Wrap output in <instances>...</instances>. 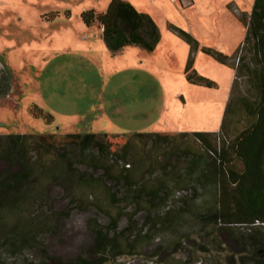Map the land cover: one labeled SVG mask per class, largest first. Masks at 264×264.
I'll return each mask as SVG.
<instances>
[{"label":"rangeland","instance_id":"obj_1","mask_svg":"<svg viewBox=\"0 0 264 264\" xmlns=\"http://www.w3.org/2000/svg\"><path fill=\"white\" fill-rule=\"evenodd\" d=\"M213 1L219 20L208 19L205 23L243 31L244 41L246 30L239 17L251 12L255 0ZM110 2L0 0V136L51 134V142L62 143L67 134H105L110 152L117 154V159L105 163L110 171L106 175L109 183L99 177L102 169L96 174L86 171L85 180L90 174L93 180L104 182L91 183L90 187L83 184V189L74 186L68 193L54 185L39 201L24 202V212L2 210L0 264H72L77 258L100 261L95 264H264L263 224L238 225L227 219L206 218L211 208L227 215L232 211L226 197L218 206L219 193L212 203V195L195 194L191 188L192 194L178 207L171 202L173 185L163 187L154 200L145 196L137 202H129L124 183L114 186L112 178L119 173L129 177L135 188L144 186L149 190L164 185L165 180L174 184V171L160 167L172 146L158 144L152 137L133 135L134 131L192 136L214 130L224 109L219 89L196 85L186 94L172 91L183 92L175 82L177 78L195 85L187 81L185 74L191 49L168 29V24L162 23L167 18L179 22L183 18L199 31L193 22L198 14L211 13L213 8L207 0H197V4L193 0H147L138 11L180 39L182 48L171 49L158 29L160 40L152 52L126 46L115 54L105 47L98 23L88 27L81 19L89 11L106 12ZM182 6L183 16L177 11ZM87 47L94 50L87 51ZM101 47L104 54L99 53ZM183 54L187 55L185 63ZM241 56L251 59L248 52L243 51ZM45 61L50 65L43 67ZM95 64L102 69L97 74L92 69ZM252 85L253 80L243 72L235 78L232 98L255 96ZM66 99L71 104L67 105ZM41 110L51 116V123L34 116ZM245 125L241 123L240 127ZM216 143V149L229 148L224 138ZM41 153L45 155L42 163L52 158ZM30 156L33 164L37 154L32 151ZM5 167L0 161V174ZM229 168L240 172L242 165L230 157L224 162V170ZM75 169L84 171L78 164ZM59 171L44 176L43 189L35 190H45L46 182ZM113 193L115 200L110 197ZM203 214L206 219L201 218ZM98 230L103 234L107 231L115 244L91 253L87 250ZM27 231L35 238L33 234L28 236L30 242L19 250L3 242L11 232ZM249 236H254L259 245H253Z\"/></svg>","mask_w":264,"mask_h":264},{"label":"trees","instance_id":"obj_2","mask_svg":"<svg viewBox=\"0 0 264 264\" xmlns=\"http://www.w3.org/2000/svg\"><path fill=\"white\" fill-rule=\"evenodd\" d=\"M81 19L88 27L92 23H98L105 47L111 54H115L126 46L141 47L152 52L160 40L159 30L151 17L137 11L131 4L122 0H111L106 12L97 14L89 11L83 13ZM239 20L243 23L246 34L243 43L232 56L223 55L214 49H200L197 41L182 29L171 24L168 25V29L183 39L191 49L185 66L186 79L191 84L214 86L212 82L197 76L193 70L194 55L199 49L217 63L232 68L235 71V78L244 72L248 80H253L252 89L255 91V96H242L237 99L232 98L234 80L221 127L217 133H195L192 136L201 147L206 149L215 164L214 167L220 181L218 206L220 200L224 202L228 198L232 208L228 215L220 211L217 213L211 208L206 218L213 221L219 218L227 219L238 225L253 226L255 223L264 225V0H255L251 12L248 15H240ZM243 51L251 54L250 60H246V56L240 57ZM33 114L35 117L45 119L47 123L53 121L51 116L42 110ZM241 123H246V125L240 127ZM138 136L162 138L157 134H138ZM106 137L105 134H67L64 136V142L56 143L50 141L53 138L51 134L0 136V161L7 166L0 174V212L5 209L24 212V202L27 204L39 201L54 185L68 193L74 186L82 188L83 184H86L90 187L91 183L99 184L105 180L109 183L106 175L110 171L105 163L110 158L117 159V154L110 152V144ZM221 138L228 143L227 150L230 153L224 147L216 149V142L221 141ZM161 142L162 140L159 141ZM32 151L37 154V159L33 160V164L31 162L33 158L30 156ZM41 151L46 152L52 158L42 163L45 155ZM85 153L87 159H84ZM68 157L73 160H67ZM230 157L242 165L240 172L230 168L227 172L224 170V162ZM46 164L47 166H44ZM77 164L83 166V173L77 172L75 169ZM169 165V162H164L160 164V167L169 172ZM99 169L103 170V175L99 177L104 181L93 180V175L90 174H87V180H85L86 171L96 174ZM14 170L16 172L12 173L11 171ZM57 170H60V174L52 175L46 182L48 183L46 189L39 192L43 189L41 184L43 177H47L50 173L54 174ZM60 175H62L61 179ZM112 180L114 186H119L121 183L127 186L129 202H137L145 196L154 200L163 187L168 188L171 184L168 182L167 186L161 183L147 190L144 186L135 188L134 182L121 173L115 174ZM230 185H232L231 189H229ZM37 187L39 191L35 190ZM172 190L171 202L178 207H181L187 197L192 194H177V192L190 189L172 187ZM115 196L113 193L110 197L115 200ZM43 201H41L42 204L45 202ZM72 202L75 203L76 200L72 198ZM205 215L203 214L201 218L206 219ZM111 227H113L112 224L109 225V228ZM11 234V236L4 237L3 242L13 247V250H19L22 245L30 242L28 236L33 234V239L35 238V234L31 231L25 234L19 232H11ZM108 234L107 231L104 234L101 230L96 231L94 241L87 251L96 253L103 251L107 245L115 244V239ZM249 237L253 245H259L254 236ZM95 263H100V261L86 262L77 258L72 264Z\"/></svg>","mask_w":264,"mask_h":264},{"label":"crops","instance_id":"obj_3","mask_svg":"<svg viewBox=\"0 0 264 264\" xmlns=\"http://www.w3.org/2000/svg\"><path fill=\"white\" fill-rule=\"evenodd\" d=\"M122 1L131 4L137 11L139 6L145 5L148 2L151 4V2L150 1L147 2V0H122ZM189 1L192 0H188V2ZM207 1L213 8L211 13L208 16H203L201 14H198L197 18H195L193 22V25L195 26L196 24V26L200 29L199 31L195 30L194 28L192 29L190 25H187L183 21V18H181L180 22L177 20L173 21L167 18L165 22H163L162 24L169 25V22H172L178 28L182 29L183 31H186L191 36H193V38L199 43L200 49L201 48L214 49L222 53L223 55L232 56L235 54L237 49L243 43L244 34L242 35V33L244 32L241 31L240 33L239 31L237 33L236 29L232 27L221 28L219 24L213 26L207 25L205 23V20L208 19L219 20V14H220L218 13V10L215 8V2L213 0H207ZM193 2L194 4H197V0H193ZM177 11L181 14V16H183L184 6H182ZM228 16H231L229 12H228ZM157 28L161 30V37L164 36L166 38V41L170 42L171 49L175 48L176 50H178V48H182L183 42H181L180 39L173 36L171 33L170 34L167 33V31H164L165 29H161L160 26H157ZM165 43L166 45H168L167 42ZM200 49L194 55V69L197 73V76L214 84L213 87L204 86L206 89L207 88L219 89V93L223 94L221 103L225 112V108L228 103L229 97L231 95V90L235 80V71L232 68H229L228 66L217 63L210 56L203 54L200 51ZM86 50L92 52L94 49L93 47H87ZM99 53L104 54L103 47L99 49ZM186 59H187V55L183 54V58H182L183 63H185ZM48 63L49 61L48 62L45 61L42 63V66L43 67L49 66L50 64L47 65ZM92 69L96 71V74L100 70L102 71L101 67L96 64L92 67ZM175 82L179 84L181 90H183V92H181L180 90L177 91L173 89L172 91L176 93L186 94V92L188 91L192 92L196 88L195 87L196 85H190L187 82H184L183 78L182 80H180V78H177ZM197 87H203V86L200 85ZM64 101L67 105L71 104V102H68V99ZM223 116L221 118L220 115L217 127L214 130H210L203 133L206 134L217 133L221 127ZM134 132L135 133H133V135L157 134L158 136L162 137L161 139L155 138L158 144H170L172 146L170 151L166 152L167 153L166 160H164V162H169L170 164L168 170L174 171L173 174L174 177L172 178V180L175 183L174 184L171 183L170 186L173 185L176 188L190 189L189 190L190 193H192L193 190L191 188H193L195 194H203L205 196L212 195V203L215 202V199L219 193V182H220L217 174V170L214 167L215 164L213 163L211 157L208 155L206 149L203 147H199L198 142L195 141L193 136H191L190 134H185V133L181 134L175 132L170 134L143 133L138 131H134ZM160 140H162L161 143H159ZM163 182L164 185L168 186L167 180Z\"/></svg>","mask_w":264,"mask_h":264},{"label":"built area","instance_id":"obj_4","mask_svg":"<svg viewBox=\"0 0 264 264\" xmlns=\"http://www.w3.org/2000/svg\"><path fill=\"white\" fill-rule=\"evenodd\" d=\"M212 157H213L214 159H216V157H215L214 155H212ZM216 160H217V159H216ZM217 162H219V161L217 160ZM127 167H128V166H127ZM188 193H190L189 190H185V191H182V192H177L178 195H180V194H181V195H182V194H188ZM178 195H177V196H178Z\"/></svg>","mask_w":264,"mask_h":264},{"label":"flooded vegetation","instance_id":"obj_5","mask_svg":"<svg viewBox=\"0 0 264 264\" xmlns=\"http://www.w3.org/2000/svg\"><path fill=\"white\" fill-rule=\"evenodd\" d=\"M0 78H1V76H0Z\"/></svg>","mask_w":264,"mask_h":264}]
</instances>
